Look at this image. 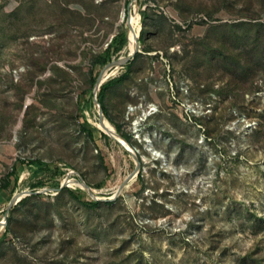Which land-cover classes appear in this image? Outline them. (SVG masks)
I'll return each instance as SVG.
<instances>
[{
	"label": "rangeland",
	"instance_id": "374dc122",
	"mask_svg": "<svg viewBox=\"0 0 264 264\" xmlns=\"http://www.w3.org/2000/svg\"><path fill=\"white\" fill-rule=\"evenodd\" d=\"M0 169V264H264V0H0Z\"/></svg>",
	"mask_w": 264,
	"mask_h": 264
},
{
	"label": "trees",
	"instance_id": "16d2710c",
	"mask_svg": "<svg viewBox=\"0 0 264 264\" xmlns=\"http://www.w3.org/2000/svg\"><path fill=\"white\" fill-rule=\"evenodd\" d=\"M142 17L143 19H145V15L142 14ZM144 37V33L143 31L141 32V38ZM111 48H114L116 47V51H121L124 46H125V37H123L122 35H118L116 37V39L113 41V43H111ZM138 55H136L137 57ZM103 64H105L106 62L103 60L102 61ZM127 77V75H122L121 77H119L118 79H113L109 82H107L106 84H104L102 87H101V91L98 95V104L101 106V108L104 110V114L107 116V109H106V106H105V99H106V93L108 91V89L113 86V85H117V84H120L122 83V81ZM88 135L90 137H92V132L89 131L88 132ZM102 137L103 138H108L106 134H102ZM122 138L126 141V142H131V139L129 137H126V136H122ZM31 167L34 168V173H36V175L38 174H41V173H48L50 171V169H48V167L46 165H44L41 161H32L29 163ZM54 172L56 175H61L62 172L59 171V168L58 167H55L54 168ZM18 179H16L17 181ZM59 185V184H58ZM65 191H67L69 193V195L72 197V198H75L77 200H80V197L78 195V193L76 191H73V190H70V189H63ZM62 190V191H63ZM25 200V199H24ZM91 205L90 206H97L100 204V202H96V203H90ZM8 230H6V233L3 235V237H5L8 233ZM1 243V241H0Z\"/></svg>",
	"mask_w": 264,
	"mask_h": 264
},
{
	"label": "built area",
	"instance_id": "2783aa9c",
	"mask_svg": "<svg viewBox=\"0 0 264 264\" xmlns=\"http://www.w3.org/2000/svg\"><path fill=\"white\" fill-rule=\"evenodd\" d=\"M58 167V166H57ZM60 172H64V176L62 179L59 180V178L57 179V182L59 184V189L63 190V189H70L73 191L76 190H82L84 192H87L86 190L82 189L78 184L82 183L85 184V186H87V184L81 179V177H79L78 173L75 172L73 169L70 168H62V167H58ZM1 172V169H0ZM11 172H13V168H11ZM88 188V187H87ZM75 189V190H74ZM2 222H4V224L1 226ZM5 218L0 222V231H4V234L6 233V228H5Z\"/></svg>",
	"mask_w": 264,
	"mask_h": 264
},
{
	"label": "water",
	"instance_id": "95a60500",
	"mask_svg": "<svg viewBox=\"0 0 264 264\" xmlns=\"http://www.w3.org/2000/svg\"><path fill=\"white\" fill-rule=\"evenodd\" d=\"M139 51H135L133 54H129V56H128V58L127 59H125V60H120V61H117L115 64H113L112 66H111V68L112 67H114V66H116V65H119L120 67L121 66H123V65H125V64H127L130 60H132L133 58H134V56L136 55V53H138ZM101 85H98V87H100ZM97 102H98V98H97ZM101 107V106H100ZM102 111V110H101ZM106 134V133H105ZM108 135V134H107ZM116 135H117V133H116ZM117 137H118V135H117ZM121 139L123 140V141H125L122 137H121ZM126 142V141H125ZM87 187H88V189H90V187L87 185ZM122 189V188H121ZM17 196H19V198H20V195H16L13 199H12V201L10 202V204H9V210L14 206V205H16L17 204V202H19L20 200H19V198L17 199Z\"/></svg>",
	"mask_w": 264,
	"mask_h": 264
},
{
	"label": "bare ground",
	"instance_id": "6f19581e",
	"mask_svg": "<svg viewBox=\"0 0 264 264\" xmlns=\"http://www.w3.org/2000/svg\"><path fill=\"white\" fill-rule=\"evenodd\" d=\"M116 68H117V67H116ZM114 71H115V70H114ZM102 79H103V78H102ZM101 122H102V121H101ZM102 124H103V125H106V122L104 121V123L102 122ZM97 126H98L99 128L102 127V125H99V124H98ZM106 127H107V126H106ZM3 224H4V223H3Z\"/></svg>",
	"mask_w": 264,
	"mask_h": 264
},
{
	"label": "crops",
	"instance_id": "0c3cea01",
	"mask_svg": "<svg viewBox=\"0 0 264 264\" xmlns=\"http://www.w3.org/2000/svg\"><path fill=\"white\" fill-rule=\"evenodd\" d=\"M31 172V171H30Z\"/></svg>",
	"mask_w": 264,
	"mask_h": 264
}]
</instances>
